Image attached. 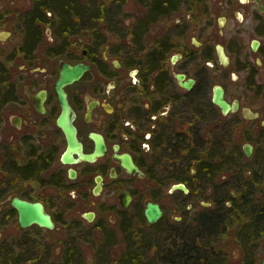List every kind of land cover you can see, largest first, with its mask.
Here are the masks:
<instances>
[{
    "label": "flooded vegetation",
    "instance_id": "flooded-vegetation-1",
    "mask_svg": "<svg viewBox=\"0 0 264 264\" xmlns=\"http://www.w3.org/2000/svg\"><path fill=\"white\" fill-rule=\"evenodd\" d=\"M60 1L0 0V264L16 249L41 263L44 231L86 224L149 256L167 250L168 264H252L264 238V0H132L133 11L74 0L69 19ZM65 63L84 66L63 86L75 146L57 123ZM14 198L40 202L53 227L21 225ZM149 202L161 209L153 223ZM63 248L50 257L81 263Z\"/></svg>",
    "mask_w": 264,
    "mask_h": 264
},
{
    "label": "rangeland",
    "instance_id": "rangeland-1",
    "mask_svg": "<svg viewBox=\"0 0 264 264\" xmlns=\"http://www.w3.org/2000/svg\"><path fill=\"white\" fill-rule=\"evenodd\" d=\"M126 8H128L130 11H133L136 9L135 3L132 0H120ZM99 2L103 1L99 0ZM98 0H94L95 4H99ZM107 4V1L105 2ZM114 3V2H112ZM232 83L231 81L228 83L229 89H228V96L229 98H232L233 96V89H232ZM227 183V182H226ZM228 185V183H227ZM228 188H232L231 185L229 184ZM166 191V188H165ZM168 195V194H167ZM166 202V201H165ZM164 202V206L167 207V203ZM102 218V217H101ZM103 219V218H102ZM101 221V220H100ZM93 224H86L84 234H78V235H67L66 234H61L60 231L54 230V231H44L43 233L45 234L44 239L46 240L45 243L48 246V250L50 256H54V250L57 248L58 243L63 241L64 248L66 246L70 248H79V253L81 254V263L77 264H97V263H88V256L97 255V251H103L107 252L108 256H111V259L113 262L115 261V258L117 255H121L120 253L125 249L126 245V235L124 236H119L115 234V232L111 229L108 228L107 232H103V234L100 232L92 231ZM160 226L158 224L156 227ZM151 227L145 224L143 227V231H151ZM63 248V250H64ZM31 251V252H30ZM30 251L26 252L24 255L19 249L15 250V255L13 259L12 264H28L25 261L33 254L34 249H31ZM241 252V251H240ZM142 255H145L143 253ZM253 262L252 264H257L262 257H264V238L260 239L259 241H255L254 249H253ZM46 256V255H45ZM50 256H46V258H43L42 262L45 263H58L59 259L52 258ZM107 257V259L111 260L110 257ZM149 256V255H148ZM147 256V257H148ZM151 257V256H149ZM58 258V257H57ZM90 259V258H89ZM148 263L145 264H154L151 261V258L147 260ZM41 262V263H42ZM32 263V262H31ZM36 263V262H33ZM39 263V262H38Z\"/></svg>",
    "mask_w": 264,
    "mask_h": 264
},
{
    "label": "water",
    "instance_id": "water-1",
    "mask_svg": "<svg viewBox=\"0 0 264 264\" xmlns=\"http://www.w3.org/2000/svg\"><path fill=\"white\" fill-rule=\"evenodd\" d=\"M218 51L223 55V49L218 45ZM84 70V66L77 64L71 66L69 64H64L60 76L56 82L58 98L61 103V112L57 117V123L63 128L65 135L69 144L75 146V130L71 124L70 116V105L67 102L65 91L63 86L70 83L80 77ZM213 101L221 107L223 112L230 109V104L223 96V89L220 85H215L213 88ZM85 158L91 159L90 155H84ZM183 190H186L183 184H179ZM12 203L17 207L19 211V221L21 225H27L30 223H37L48 228H52L54 223L50 218V215L44 211L43 205L40 202H30L19 198H14ZM161 214V209L158 204L149 202L145 207V216L147 221L150 223L155 222ZM258 264H264V257L260 260Z\"/></svg>",
    "mask_w": 264,
    "mask_h": 264
},
{
    "label": "trees",
    "instance_id": "trees-1",
    "mask_svg": "<svg viewBox=\"0 0 264 264\" xmlns=\"http://www.w3.org/2000/svg\"><path fill=\"white\" fill-rule=\"evenodd\" d=\"M142 2H149L153 5H156L159 10H162L164 7L166 8V6L164 5L177 4L179 0H142ZM74 3H76L74 0L60 1V14L63 16V18L69 19V15H70L69 10H72L71 5ZM73 7H75V5ZM203 222H201L200 224L201 227H206L208 229H213L215 227L214 219H208V220L205 219ZM153 243L155 244L153 240L149 239L148 243L146 244L152 245ZM144 248H145V245L139 248V247H136L132 241H129L127 248L121 253L118 259L117 258L115 259L114 262L112 260L107 259L105 256H103L102 258L99 259V263L97 264H145V263H148L147 260L150 258H151L150 262L154 264H157V263L168 264L169 255H168L167 250L164 251V254H162L161 257L157 258L155 256L149 257L148 253H149L150 248L149 247H146V249ZM143 253H145V255H142ZM184 262L185 261L183 257L180 256L179 259L177 258L176 263H172V264H201V263H184ZM3 264H12V263H3ZM28 264H53V263H28ZM54 264H77V263H71L70 259L65 258L63 260V263H54Z\"/></svg>",
    "mask_w": 264,
    "mask_h": 264
}]
</instances>
